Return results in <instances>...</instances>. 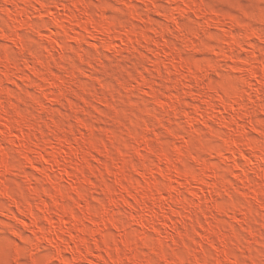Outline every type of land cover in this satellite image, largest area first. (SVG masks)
Returning a JSON list of instances; mask_svg holds the SVG:
<instances>
[{
	"label": "rangeland",
	"instance_id": "rangeland-1",
	"mask_svg": "<svg viewBox=\"0 0 264 264\" xmlns=\"http://www.w3.org/2000/svg\"><path fill=\"white\" fill-rule=\"evenodd\" d=\"M253 69L264 0H0V264H264Z\"/></svg>",
	"mask_w": 264,
	"mask_h": 264
},
{
	"label": "bare ground",
	"instance_id": "bare-ground-1",
	"mask_svg": "<svg viewBox=\"0 0 264 264\" xmlns=\"http://www.w3.org/2000/svg\"><path fill=\"white\" fill-rule=\"evenodd\" d=\"M190 5V4H189ZM188 5V6H189ZM68 9V11H69V16H70V18L72 19V18H74V12L73 11H70L69 10V8H67ZM67 11V12H68ZM76 25H78V24H76ZM80 25V24H79ZM83 26V25H82ZM93 27V26H92ZM94 29H99L96 25L93 27ZM108 34H109V32H108ZM107 36V35H106ZM109 38V37H108ZM244 38V37H243ZM246 38V37H245ZM253 68V67H252ZM251 68V69H252ZM252 71V70H251ZM255 71L256 70H254L253 69V74L256 76V79H258L257 81H260L261 82V84L262 83H264V75L262 74H258L257 72L255 73ZM254 76V77H255ZM222 107H223V110H225V111H228L229 110V106L230 105H228L224 100L222 101ZM214 106V105H213ZM213 106L211 105L210 106V108H213ZM224 111V112H225ZM233 120V119H232ZM9 129L10 130H12L13 129V126H9ZM21 131V130H20ZM22 132V131H21ZM238 141V140H237ZM238 143H239V145H245L246 146V148L250 151V152H252V153H257V155H259V156H264V148H261L260 146H258V144L256 143H252V142H249V141H245V140H242L241 138H240V140L238 141ZM237 144V143H236ZM238 145V144H237ZM244 148V147H243ZM248 151V152H249ZM182 176V175H181ZM181 177H179V179H180ZM183 178V177H182ZM185 179V181H186V178H184ZM183 179V180H184ZM188 179V178H187ZM191 179V181L192 180H195V178H193V177H191L190 178ZM188 181V180H187ZM190 181V182H191ZM180 182H182L183 183V181H180ZM194 183V182H193ZM191 184H192V182H191ZM195 184V183H194ZM196 185H198V184H196ZM198 186H200L201 187V185L199 184ZM31 210L29 209V212H30ZM32 212V211H31ZM64 214V213H63ZM65 215V214H64ZM155 216H156V214H155ZM62 217V216H61ZM59 218V217H58ZM62 219H63V217H62ZM66 220V219H65ZM65 220H64V222H65ZM68 220V219H67ZM72 220V219H71ZM68 222V221H67ZM62 224V223H61ZM59 225V224H58ZM56 227H58L57 225H55ZM54 226V228L52 229L53 230V234H55V237H57L58 239H60V240H62V239H64V231H63V228H56Z\"/></svg>",
	"mask_w": 264,
	"mask_h": 264
},
{
	"label": "snow or ice",
	"instance_id": "snow-or-ice-1",
	"mask_svg": "<svg viewBox=\"0 0 264 264\" xmlns=\"http://www.w3.org/2000/svg\"><path fill=\"white\" fill-rule=\"evenodd\" d=\"M22 264H29V261L24 260V261L22 262Z\"/></svg>",
	"mask_w": 264,
	"mask_h": 264
}]
</instances>
